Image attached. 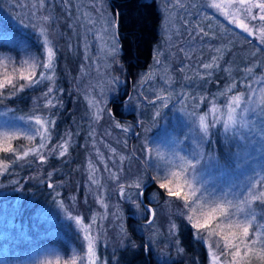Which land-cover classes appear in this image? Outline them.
<instances>
[{"label":"rangeland","instance_id":"1","mask_svg":"<svg viewBox=\"0 0 264 264\" xmlns=\"http://www.w3.org/2000/svg\"><path fill=\"white\" fill-rule=\"evenodd\" d=\"M1 1H3L9 10H12L14 7L17 10V14L28 21V23L32 24L36 22L35 17L31 13L35 11L33 5H36L38 0ZM155 1L161 13L159 39L154 46L149 65L134 76L125 70L119 60L118 36L116 39L118 54L114 59L107 55V48L112 46L111 40L97 41L96 33L103 25L102 21L93 12V0H68L67 4L63 0H49V4L44 9L43 14L51 15L52 21L56 22L54 26L58 30L57 32H61L60 34H63L64 37L61 45L71 49V56L76 62V67L72 75V87L79 93L87 107V114L83 116V119H85L84 124L80 125V128H76L77 131L83 134L84 141L88 145V149L86 148L85 151L86 164L83 169L86 189L88 188L94 194L95 198L96 194L101 191V189H98L97 186L92 185L89 181L90 170L88 165L90 161L93 167L97 169L94 174L95 177L100 180L101 184L104 183L106 186L108 183L111 184V182L108 181L110 180L109 173L105 171V165L112 172L119 173V183L132 184L138 177L142 178L140 182L144 195H139L140 190L134 187L126 188L127 197L122 199L124 206L120 208L119 212L120 221L125 223V229L127 223L129 225L128 227L132 229L131 234L134 235L129 236L116 230L111 233L110 238L114 240L116 247H122L137 243L134 239L136 235L138 238H141L139 241L142 242L144 251L149 253L156 262L160 264H191L189 256L183 251L178 250L182 249L179 243L178 233L175 236L169 234L170 220L174 221L177 225L179 219L184 220L175 214L176 209L182 208V202H173L170 211L169 206L165 204L166 199H168L167 193L165 190L159 189V185L154 182L153 177L158 175L159 168H165L169 163H176L175 153L190 158V153L195 150L190 139H185L190 131L195 136L194 129L196 125L193 124L190 114L192 112H196L197 115L203 114L208 111L213 103L219 106L226 105L231 95L239 93V83L244 86L247 82H244V79L233 82L237 85V92H229L228 84H223L218 89L209 91L206 89V84L205 86L200 84V73H196L197 68H199L195 63L198 62L196 57L199 52H196V50L199 48L197 47L199 44L209 48L214 53L213 56L218 57L217 62H220V59L223 58L225 50L230 48V45L225 43V36L218 39V43L211 41V39L216 40L215 34L213 33L214 24L217 23L215 17H219L222 22L227 21V19L220 15L216 9L211 8L210 5L213 3H225L226 0H179V4L184 6L182 8L177 4V0ZM105 8L109 17L115 14V11H111L107 4H105ZM228 10L238 19H243L236 9L230 8ZM86 12L95 20V23H88V20L84 16ZM244 22L247 23L248 21L245 20ZM200 28H205L210 34L205 36L202 42H195L196 38L193 39L188 34L190 32H199ZM49 30L51 31L50 28ZM239 30L240 33L246 35L241 29ZM34 32L39 36L37 31L34 30ZM51 36L50 38H54V41L58 38L55 35ZM40 39L42 42V37ZM16 48L21 52V56L24 59H29L30 54H35L32 47L25 41H18ZM58 48L62 51L59 45ZM181 48L184 51H180ZM217 48L220 49L219 53L214 51ZM4 54L7 53L4 52ZM157 59L160 60V64L156 63ZM211 62L212 57L208 63ZM251 62H254V60ZM29 63H31L30 59ZM24 67L27 68V65H24ZM247 67L250 66L247 65ZM180 69L184 70L181 71ZM149 73H151V79L141 84V80ZM48 74L51 75V73ZM248 75H245V77ZM250 75L253 81L264 77V75H254V73ZM117 77L119 78V82L112 83L114 78ZM234 79H237V77H234ZM126 81L129 84L127 86ZM164 81H169V83L165 84ZM124 87L127 88L128 93L120 95L125 90ZM161 89L164 91L161 92ZM168 93H171V96L167 101V107H164L160 101L156 100V96ZM184 93H187V95H183ZM222 93H227V95H221ZM260 93V90H258L254 98L255 103L253 106H256L264 99V96ZM117 94L120 95L118 99L124 111L132 112V118L127 123L118 121L119 124L130 129L128 132L117 128L115 125L118 122L112 123L114 126L113 129L108 127L107 124H102L103 116H108L107 103ZM202 96L205 97L204 101L200 99ZM222 97L226 99L217 102V99ZM89 101H92V103ZM97 102H99V107L104 109L99 122H96L92 118L93 113L96 111L94 105ZM158 111L160 113L159 116L156 115ZM159 118L160 120L162 119L161 122ZM20 121H22V124L18 125L19 122L12 120L7 122L5 119H0V130L6 131L18 128L30 133L31 126L28 124L27 118L21 119ZM139 123H142L143 128L147 132L154 130L156 126L161 129L156 136L151 137V140L146 139L147 143L154 149L150 160L146 158L145 152L143 151L144 148H141L144 160L154 170V175L149 173L148 170L137 169L133 164L134 162L130 159L129 152L125 150L128 147L132 149V142L135 141L137 136V132L135 131L136 126L139 127ZM255 127L259 129V122H257ZM211 131L215 132L216 135H220L217 136L219 137L218 141L221 145H223L221 140L227 144L232 143L230 142L232 141L231 138H226L222 127L213 128ZM214 136L211 137V144L218 147L216 148L217 152L222 153L221 148H224L220 147ZM248 137L250 138V135ZM20 139L23 141L22 145L24 148L27 145L31 147L33 144L39 143V137L35 141H28L23 137ZM58 141H54L52 145H56ZM205 144L207 145V143ZM205 144L201 145L205 153V159L200 166L198 179L205 182V186L209 191L215 190L217 195H220L222 191H231L233 193L240 191L246 185L248 177L253 174L254 170L259 172L264 168V152L261 151L258 141L250 140L251 146H249L247 152L244 151L246 152L243 156L245 158L240 156V161H237V168L234 170L232 168L230 169L231 171L223 168L225 166L224 160L221 158L218 159L215 155H211L206 151ZM4 146L6 147L7 145ZM113 148L116 150L115 154L111 152ZM97 149L100 155L97 154ZM156 150L160 153L159 158L156 156ZM120 156L125 157V159L120 161ZM40 165L39 163L38 167ZM120 169L122 171H119ZM172 170L174 169L167 168L168 172ZM159 175L162 177L163 173L159 172ZM113 183L116 184L115 182ZM194 186L198 187L199 185ZM115 187L118 189V185ZM172 187L175 188V184ZM147 188L149 189L145 192ZM102 191L104 194V189ZM133 201L139 202L141 209H137ZM116 205L117 203L113 206ZM147 206L157 209L156 221L151 226L146 224L144 217L147 213L142 211ZM253 210L257 213L258 217L257 221L253 222L254 225H264V220L259 219V217L264 216V207L257 202L253 205ZM113 219H117V217ZM222 230L225 234L230 231L227 227ZM234 230L232 229V231ZM217 231H220V229ZM204 235L207 236V233ZM49 236H52V233H49ZM214 239L216 238L214 237ZM145 245L148 247L145 248ZM204 245L207 255L206 264H212L211 253L205 243ZM252 247L255 249L257 255L250 256L251 264H261L260 243L257 242ZM241 251L243 254V249ZM73 254L80 256L77 251L72 253L69 248L68 250H63L53 240L45 238L36 240L30 247L21 248L20 251L18 250L16 254L13 253L11 256H8V254L4 255L1 252L0 264H35L37 261L45 260H52L53 264H55L57 257L60 258V264H63V261L69 259ZM99 255L101 262L104 261V255L100 252ZM217 255H219L218 251ZM221 259L224 258L222 257ZM77 264H80L79 260H77Z\"/></svg>","mask_w":264,"mask_h":264},{"label":"trees","instance_id":"2","mask_svg":"<svg viewBox=\"0 0 264 264\" xmlns=\"http://www.w3.org/2000/svg\"><path fill=\"white\" fill-rule=\"evenodd\" d=\"M104 3L111 11H118L120 14L117 30L119 60L125 70L134 76L149 65L154 46L159 39L161 13L157 2L155 0H104ZM215 20L217 23L214 24L213 33L216 40L211 39V41L218 43V39L228 35L231 38L232 47L225 50L220 62H216L218 67L214 64L212 69L206 70L202 65L208 63L214 53L202 44L197 46L199 48L196 52L199 54L196 57L198 62L195 63L199 67L196 73H200V84L202 86L206 84V89L212 91L223 84L230 85L240 79L247 82L245 77L247 74L244 73L247 65L253 68L254 75H264V47L255 45L247 37H236L235 30L228 20L222 22L219 17H215ZM55 23L51 20L47 26L48 29H51L49 33L52 32L50 37H52L51 35L58 37L54 41L57 49L54 79L55 88L63 90L56 92V98L61 101L60 106L50 110L42 107L44 102L42 92L51 83L45 81L44 84L28 89L18 96H11L6 91L7 98L0 103V119H5L7 122L16 121L19 122L18 125H21L22 121L20 120L32 115L35 108L42 116L55 120V126L51 128V137L53 138L50 142L51 145L58 140L57 144L62 143L68 139V134L71 133V138L68 139V152L64 157H60L58 153L50 155L47 162L40 167H38L39 162L32 156L11 164L12 154L0 153V160L9 164V170L0 174V253L3 252L4 255L11 256L13 253L16 254L18 250L20 251L21 248L30 247L36 240L49 238L61 249L68 250L69 248L72 253L75 250L81 255L84 249L81 248V241L77 237L79 229L73 221L66 219L63 210L58 206L59 201L63 200L73 215L79 214L90 219L93 214H97L95 231L99 235L100 241L98 250L104 255L107 264H160L144 251V246L139 241L141 238L136 235L134 239L137 243L122 247H116L114 240L110 238L111 233L116 230L121 231V233L128 231L126 234L129 236L134 235L131 234L132 229L128 227L129 225L126 223L125 229V223L120 221L119 212L124 203L119 196L117 187H115L117 183L114 184L111 180H108L111 182V184L108 183L109 186L102 183L105 186L103 189L104 202L107 204L106 209L97 203L94 194L88 188L86 189L83 169L86 164L85 151L86 148L88 149V145L84 141L83 134L77 129L84 124L83 116L87 114V107L79 93L72 87V75L76 62L71 56V49L61 45L64 37L63 34H60L61 32H57ZM28 25L30 23L18 15L14 7L9 10L0 0V48H2L3 53L6 52L18 62L15 65L8 64L6 69L0 66V79H3L5 72H7L9 76L13 77L14 83L18 82L16 77L19 73H14L13 67L19 69V61L21 58L24 59L21 52L16 48L18 41H25L32 47L35 54L38 53L41 39ZM205 31L207 32L206 29ZM191 33L192 38L196 37L195 42H202L205 39V37L200 39L196 36L197 31ZM58 45L62 51L59 50ZM254 52H257L256 56L252 55ZM252 60L254 62H251ZM239 84L238 92H244L247 99L248 89L241 83ZM127 85L129 84L126 81ZM7 87L11 89V85ZM253 87L257 88L258 91L260 87L264 86L255 84ZM124 89L120 95L128 93L127 88L124 87ZM235 91L237 92V88L232 92ZM120 95L117 94L108 101L107 109L111 110V115L108 111V116L102 118V124H107L111 129L114 127L113 122L127 123L132 118V112H125L122 108L118 99ZM262 95L264 96V94ZM224 99L226 98L217 99V102ZM160 130L156 126L154 130L147 132L142 123H139V127L136 126L137 136L132 142V149L128 147L125 150L129 152L130 159L137 169L148 170L149 173L153 174L154 170L144 160L141 148H144L147 140H151V137L156 136ZM213 133L215 134V132H212V136H214ZM217 135L215 134L214 137L220 147L224 148H221L222 153L217 152L216 148L218 147L212 145L211 142L205 144L206 151L218 159L224 160L226 167L223 166V168H227L226 170L236 169L237 161H240L239 157L235 155L239 141L232 139L230 141L232 143L227 144L220 138L223 144L221 145ZM250 140H252L251 135L250 138L247 137L246 139L248 142L241 146V157L246 154L249 146H251ZM22 142L21 139L13 140L12 146L23 147ZM246 160L248 159L246 158ZM49 172L52 173L50 178L47 175ZM14 181L16 183H13ZM49 182L56 185L54 189L47 186ZM57 194L59 195L57 196ZM72 197H75V201L72 200ZM115 203L117 205L113 206ZM113 212L118 213L119 219H113L117 217L113 215ZM184 221L178 220V236L182 251L189 256L191 264H206L207 255L204 243L193 238L194 230ZM122 228L124 231L121 230ZM49 233H52V236H49Z\"/></svg>","mask_w":264,"mask_h":264},{"label":"snow or ice","instance_id":"3","mask_svg":"<svg viewBox=\"0 0 264 264\" xmlns=\"http://www.w3.org/2000/svg\"><path fill=\"white\" fill-rule=\"evenodd\" d=\"M65 4L68 0H63ZM49 0H38L36 5H33L35 11L31 13L35 17L36 22L28 25L33 30L37 31L39 36L42 37V42L39 46L38 53L30 54L29 59H23L19 61L21 67L17 69L13 67V72H18L16 77L17 83L13 82V77L9 76L5 72L3 79H0V103L3 99H6L5 92L7 91L11 96H18L28 89L35 88L38 85L44 84L45 81L51 82L46 90L42 92L44 109H53L60 106L61 101L56 98L57 90L55 88V60L57 56V49L55 47L54 38H50L48 24L52 20L51 15L43 14L44 9L48 6ZM177 4L182 8V4ZM211 8L216 9L220 15L224 16L231 24L241 29L247 36L253 37L259 33V44L264 47V0H226L225 3H213ZM236 9V11L243 17L238 19L235 15L229 12L228 9ZM93 12L96 17L102 21V28L96 33L97 41L111 40L112 46L107 48V55L115 58L118 54V46L116 39L118 36L119 27V12L111 17L108 16L104 0H93L92 4ZM85 18L89 24L95 23V20L90 17L89 13H84ZM248 22L245 23L244 21ZM187 23V21H185ZM259 26V27H257ZM91 31V29H89ZM191 36L192 33L190 32ZM209 33L200 28L196 33L200 39L208 36ZM196 37H193L195 39ZM180 51H184L183 48ZM217 53L220 49H214ZM259 49L257 50V52ZM257 52L252 53L253 56L257 55ZM218 57H212V63L203 64L204 69H212L214 64L219 66L217 62ZM18 63L9 54H4L2 48H0V66L7 68L8 64L15 65ZM157 64H160V60H156ZM27 65V68L24 67ZM39 70V71H38ZM183 71L184 69H180ZM245 73L249 74L246 79L245 88L248 89L247 99H245V93L239 92L235 95H231L227 100L226 105L219 106L216 103L211 104L208 111L197 115L196 112H192L190 115L193 120V124L196 125L193 136L192 131L185 137L190 139L194 145L195 150L190 153V158L182 156L179 153H175L176 163H169L165 168H159L158 175L153 177L154 182L158 183L159 189L165 190L168 199L165 204L169 206L171 211V204L173 202H182V208L176 209L175 214L183 218L194 230V239L199 240L201 243H205L207 249L211 253L212 264H251L250 256L257 255L255 249L252 247L257 242L260 243V262L264 264V225L255 224L257 221V213L253 210V205L257 202L264 207V168L261 171H253V174L248 177L246 185L238 192H221L217 195L215 190L209 191L205 186V182L198 179L199 169L202 161L205 159V153L203 152L201 145L211 142V136L213 128L222 127V130L226 138L239 141L237 145L236 157L242 155L241 146L245 145V141L249 135L252 139L258 141L260 149L264 152V99L259 104L253 106L254 98L257 95V89L253 87V83L264 86V77L253 81L251 75L253 73L252 67H246ZM48 73H51L49 75ZM151 79V73L147 74L145 78L141 80L143 84L146 80ZM187 79V77H186ZM23 81V82H19ZM119 78H114L112 83H118ZM165 84L169 81H164ZM11 85V89L7 86ZM235 83L228 86L229 92L236 89ZM161 92L164 90L161 89ZM260 92L264 94V87H261ZM183 95H187L184 93ZM221 95H227L222 93ZM171 93L165 95H157L156 100L160 101L164 107H167V101ZM201 101L205 100V97H200ZM92 103V101H89ZM96 111L93 113V120L99 122L101 119V113L104 109L99 107V102L94 105ZM226 109V111H225ZM109 115H111V110ZM160 115L159 111L156 113ZM28 124L31 126V132H26L21 129L0 130V153H11V164H15L19 160L32 156L41 165L47 162L50 155L58 153L60 157H64L68 152V139L71 138V133L68 134V139L64 140L60 144L51 145V128L55 126V120L50 117H44L37 109H33V114L27 118ZM259 122V129L255 125ZM117 128H121L124 132H128L130 129L124 127L119 123L115 125ZM244 134H241V133ZM94 135V133H93ZM21 137L28 141H35L39 137V143L33 144V146L13 147L12 141L18 140ZM4 145H7L6 147ZM143 151L146 158L151 159L154 151L153 147L147 142L145 143ZM113 154L116 150L111 149ZM97 154L100 155L97 149ZM156 156L159 158L160 153L156 150ZM125 157L120 156V161H123ZM89 181L92 185L101 189L96 194V202L99 203L105 209L107 204L104 202V194L102 189L104 186L100 183V180L95 177V169L89 162ZM158 167V166H157ZM172 168L171 172L167 171V168ZM9 170V164L0 160V174H4ZM105 171L109 173V179L118 185V193L122 199L127 197L126 188H136L140 190L139 195H144L142 191L140 177L132 184L119 183L120 175L118 172H112L105 165ZM119 171H122L120 169ZM159 172L163 173L161 177ZM48 177L52 176L49 172ZM13 183H16L15 181ZM175 184V188L172 185ZM194 185H199L195 187ZM49 188H55L56 185L49 182L47 184ZM187 189V191H185ZM59 194H57L58 196ZM75 201V197H72ZM137 209H141L139 202L133 201ZM58 206L63 210L67 220L73 221L75 226L79 229L77 233L78 239L81 241V248L84 249L83 255L77 256L73 254L69 259H65L63 264H77L79 260L80 264H107L104 260L101 262V258L98 252L99 235L95 231L97 227V214H93L92 217L86 218L82 215H73L72 211L65 206L64 201L60 200ZM142 211L147 215L144 217L147 225L151 226L156 221L157 209L150 206L145 207ZM119 219L118 213H113ZM264 220V216L259 217ZM87 221V222H86ZM227 227L230 231L225 234L222 230ZM220 229V231H217ZM232 229H235L232 231ZM122 231L123 228L121 229ZM178 225L171 221L169 222V234L172 236L177 235ZM207 233V236L204 234ZM126 234V233H125ZM216 238L213 240V238ZM148 246L145 245V248ZM215 249V250H214ZM243 249V254L242 250ZM182 251V249H178ZM217 251L219 255H217ZM75 253V250H73ZM224 259H221V258ZM230 257V259H228ZM249 258V259H245ZM35 264H53L52 260L37 261ZM55 264H60V258L57 257Z\"/></svg>","mask_w":264,"mask_h":264},{"label":"flooded vegetation","instance_id":"4","mask_svg":"<svg viewBox=\"0 0 264 264\" xmlns=\"http://www.w3.org/2000/svg\"><path fill=\"white\" fill-rule=\"evenodd\" d=\"M230 25L235 30L236 37H240V36L247 37L249 40H252L255 43V45H260L259 44V33L258 32H257V34L255 36L249 37V36H246L247 34L244 35L243 33H240L239 28H237L235 25H233V24H230ZM257 27H259V26H257ZM225 39H226L225 43L227 45H230V47H232L231 46V42H230L231 41V38L227 35V36H225Z\"/></svg>","mask_w":264,"mask_h":264}]
</instances>
